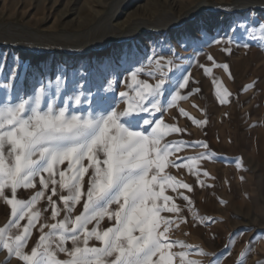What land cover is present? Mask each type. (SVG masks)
Masks as SVG:
<instances>
[{
	"label": "rangeland",
	"instance_id": "rangeland-1",
	"mask_svg": "<svg viewBox=\"0 0 264 264\" xmlns=\"http://www.w3.org/2000/svg\"><path fill=\"white\" fill-rule=\"evenodd\" d=\"M199 6L221 10L191 16ZM261 24L264 0H0V85L9 86L7 92L0 88V100L6 95L27 98L43 85L45 101L51 97L59 106L82 93V105L69 99V110L78 114L109 106L120 111L125 105L119 93L129 90L130 71L142 67L139 79L152 84L160 71L168 73L172 83L166 87L187 98L168 107L166 91L163 110L154 119L183 130L165 137L188 145L169 157L182 166L165 171L192 188L165 189L186 221L173 227L170 239L193 246L187 259L200 264H264V47L254 38ZM109 40L106 52L91 50ZM60 57L68 60L61 63ZM157 62L164 67L157 70ZM216 65H227L228 71ZM183 76L189 82L178 89ZM247 85L252 87L245 89ZM225 89L229 95L221 104L217 93ZM195 142L208 147L193 146ZM205 152L209 158L195 162L177 159ZM189 163L195 164L197 174L183 166ZM39 187L21 190L19 198L27 199ZM47 193L51 195V186ZM53 199L58 205L56 196ZM9 215L0 201V227ZM38 228L33 229L27 254L40 235ZM201 251L206 255L197 254ZM58 258L64 260L61 254ZM0 264L23 262L8 258L0 248Z\"/></svg>",
	"mask_w": 264,
	"mask_h": 264
},
{
	"label": "snow or ice",
	"instance_id": "snow-or-ice-1",
	"mask_svg": "<svg viewBox=\"0 0 264 264\" xmlns=\"http://www.w3.org/2000/svg\"><path fill=\"white\" fill-rule=\"evenodd\" d=\"M259 32L254 38L264 47V24ZM216 66L228 71L227 65ZM162 67L159 62L155 64L157 70ZM142 71V67H136L129 72V90L119 93L125 105L120 111L109 106L78 114L69 110V99L82 105V93L59 106L51 97L45 101L43 85L27 98L6 95L0 100V201L10 209L8 221L0 227V248L6 250L8 258L15 256L23 264H175L178 257L179 264H200L187 259L193 246L170 239L173 227L186 221L179 216L181 210L173 197L165 195V189L192 190L189 184L165 171L170 166H182L169 157L188 145L182 140L166 141L171 133L183 130L154 119L163 110L161 97L166 91L170 95L168 107L187 97L166 87L172 83L168 73L160 71V78L152 84L139 79ZM188 82V77L183 76L178 89H184ZM108 83L111 85V81ZM0 88L7 92L9 86ZM217 95L223 104L229 93L225 89ZM180 112L186 115L183 109ZM142 114H148L147 118ZM193 146L208 147L202 142ZM205 158H209L206 152L177 159L195 162ZM65 162L66 167L61 168ZM183 166L197 174L194 163ZM204 176L208 173L204 172ZM198 183L204 186L203 181ZM37 184L39 190L27 199L19 198L21 190L36 189ZM50 186L51 195H46ZM178 195L191 203L183 193ZM53 196H59L63 208L58 207ZM44 199L47 205L41 209L38 205ZM82 200V211L73 216ZM49 209L53 222L45 218L40 223ZM61 212L63 218L57 219ZM163 212L176 213L177 217H165ZM105 219L114 223L102 229ZM37 224L40 235L27 254L25 249ZM93 240L98 245H91ZM69 242L71 248L67 247ZM174 247L184 250L173 252ZM58 254L68 258L61 260ZM197 254L206 255L202 251Z\"/></svg>",
	"mask_w": 264,
	"mask_h": 264
},
{
	"label": "crops",
	"instance_id": "crops-1",
	"mask_svg": "<svg viewBox=\"0 0 264 264\" xmlns=\"http://www.w3.org/2000/svg\"><path fill=\"white\" fill-rule=\"evenodd\" d=\"M62 194H63V193H62ZM46 195H49V194L47 193ZM56 199L58 200V206H59L60 208H63L62 203L59 202V196H56ZM45 200H46V199H44L43 201H45ZM46 205H47V202L43 203V205L40 206V208L43 209ZM82 208H83V200L81 201V204H79V205L76 206V209L74 210V212L72 213V215H73V216L78 215V214L80 213V211H82ZM50 217H51V210L49 209L48 212L44 213V217H42V219L40 220V223H44V222H45V218H48V219H47V222H48V223H52L53 221L50 219ZM60 218H63V212H61L60 217H58L57 219H60ZM113 223H114V221H108L107 219H105V220L101 223V228H102V229H103V228H108V227L112 226ZM37 225H38V227H39V224H37ZM91 227H92V225H89V228H91ZM90 244H91V245H98V242H96V241L93 240V241H90ZM68 245H69V248L72 247V245H71L70 242L68 243ZM61 256H62L63 259H65V256H66V255L61 254ZM67 258H68V257H67ZM67 258H66V259H67Z\"/></svg>",
	"mask_w": 264,
	"mask_h": 264
},
{
	"label": "bare ground",
	"instance_id": "bare-ground-1",
	"mask_svg": "<svg viewBox=\"0 0 264 264\" xmlns=\"http://www.w3.org/2000/svg\"><path fill=\"white\" fill-rule=\"evenodd\" d=\"M253 3H250V5H249V7H256V8H258L256 5L255 6H253L252 5ZM240 8H242V9H244V8H246V7H248V5H245V6H239ZM221 9L220 8H213V9H210V10H208L207 9V7H204V6H199V7H197V8H194L193 10H192V14H191V16H193V15H199V14H201L202 12H204V11H209V12H213V13H215V12H218V11H220ZM226 10H228V9H226ZM232 10H234V8H230L229 9V11H232ZM256 10V9H255ZM258 10V9H257ZM259 14V13H258ZM178 24V23H177ZM110 41L111 40H109L108 42H106V43H104V44H102L101 46H100V48L98 49V47L96 48V47H94V48H91V50L93 51H95V52H98V53H104V52H106V48H107V46L109 45V43H110ZM90 50V49H89ZM89 50H84L83 52L85 53V54H83L82 52V55H80L81 56V59L84 57V56H86L87 54V52H89ZM80 53V54H81ZM33 57V56H32ZM33 60V58L31 59V61ZM36 60H38V59H36ZM40 60V59H39ZM68 59L67 58H65V57H60V61H61V63H65L66 61H67Z\"/></svg>",
	"mask_w": 264,
	"mask_h": 264
}]
</instances>
